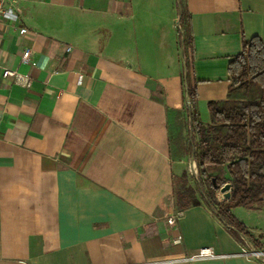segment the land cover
Here are the masks:
<instances>
[{
    "label": "crops",
    "instance_id": "1",
    "mask_svg": "<svg viewBox=\"0 0 264 264\" xmlns=\"http://www.w3.org/2000/svg\"><path fill=\"white\" fill-rule=\"evenodd\" d=\"M175 6L18 0V19L0 24V264H258L246 256L166 263L245 246L206 203L176 205L185 162L171 157L170 129L186 99ZM186 8L207 123L208 103L227 98L243 38L264 40V0H186ZM27 50L34 65L22 61ZM4 69L29 82L4 79ZM233 213L264 234V206Z\"/></svg>",
    "mask_w": 264,
    "mask_h": 264
},
{
    "label": "trees",
    "instance_id": "2",
    "mask_svg": "<svg viewBox=\"0 0 264 264\" xmlns=\"http://www.w3.org/2000/svg\"><path fill=\"white\" fill-rule=\"evenodd\" d=\"M178 1V35L186 71L182 82L190 107L175 111L170 149L174 161L194 159L198 174L192 176L195 187L189 184L186 173L178 177L176 205L182 212L206 203L240 242L244 243L243 235L261 248L264 234L255 235L236 218L233 210L264 206V40L258 36L243 38L242 52L232 58L228 67L227 98L208 103L209 122L205 123L197 109L191 15L186 0ZM227 185H231L230 196L220 202L217 195Z\"/></svg>",
    "mask_w": 264,
    "mask_h": 264
},
{
    "label": "built area",
    "instance_id": "3",
    "mask_svg": "<svg viewBox=\"0 0 264 264\" xmlns=\"http://www.w3.org/2000/svg\"><path fill=\"white\" fill-rule=\"evenodd\" d=\"M18 0H0V24L3 21H15L18 19L16 11H15V5ZM68 50H71L69 47ZM22 61L25 64H32V53L30 50H27L24 52ZM2 76L4 79L14 78L16 81L20 83L27 84L29 82L28 76H24L19 74L17 71L12 69H4ZM191 170L193 169V172L195 176H197V167L196 163L191 161ZM182 213H175L171 215L167 219V223L170 226H173L177 223V221L181 218ZM242 239L245 241V246L242 247V250L240 253L236 255H221L215 253L211 248H204L199 250L196 253H193L183 259H176L171 261H166V263H181V262H191V261H199V260H212V259H221V258H228L231 256H246L254 259L258 264H264V245L261 248H256L253 244L248 242L246 238L241 235ZM182 241V236L176 237L174 240L175 244H179ZM154 264H162L160 263H154Z\"/></svg>",
    "mask_w": 264,
    "mask_h": 264
},
{
    "label": "rangeland",
    "instance_id": "4",
    "mask_svg": "<svg viewBox=\"0 0 264 264\" xmlns=\"http://www.w3.org/2000/svg\"><path fill=\"white\" fill-rule=\"evenodd\" d=\"M175 4H176V12L179 13V9H178V0H174ZM178 16V15H177ZM174 25H175V53L177 54V60L180 64L183 63V48L180 46V43H179V35H178V29H179V26H178V20H175L174 19ZM186 107H187V103H186ZM185 162V170H184V173L187 174V177H188V181H189V184L193 187H195V180L192 176H195L194 172H193V169L191 170V159L190 158H187L184 160ZM183 173V174H184ZM182 174V175H183Z\"/></svg>",
    "mask_w": 264,
    "mask_h": 264
},
{
    "label": "water",
    "instance_id": "5",
    "mask_svg": "<svg viewBox=\"0 0 264 264\" xmlns=\"http://www.w3.org/2000/svg\"><path fill=\"white\" fill-rule=\"evenodd\" d=\"M178 5H179V1H178ZM180 8V6H179ZM178 26L180 28V16H179V19H178ZM184 40V38H182V41ZM183 53H184V49H183ZM183 64H184V68H185V54L183 55ZM184 73H186L185 69H184ZM186 103H187V106L190 107V103H189V97L186 95ZM192 162H195L194 159H191ZM229 187H225L222 191L228 189ZM231 189V187L229 188V190ZM229 194H226V199L229 198Z\"/></svg>",
    "mask_w": 264,
    "mask_h": 264
}]
</instances>
